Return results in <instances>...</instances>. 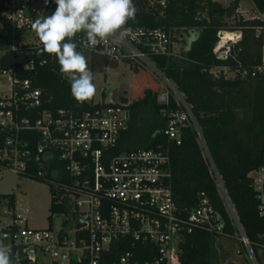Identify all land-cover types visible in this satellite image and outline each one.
Listing matches in <instances>:
<instances>
[{
    "label": "built area",
    "instance_id": "2783aa9c",
    "mask_svg": "<svg viewBox=\"0 0 264 264\" xmlns=\"http://www.w3.org/2000/svg\"><path fill=\"white\" fill-rule=\"evenodd\" d=\"M0 50L12 57L0 65V175L4 170L46 183L49 198L46 222L31 225L24 208L0 193V240L11 249L17 264H172L178 241L194 228L222 234V225L203 190L189 205L175 201L169 185L168 143L117 149L127 124V101L90 100L89 106H41L39 86L17 68L31 69L30 46L38 41L16 40L21 29L31 28L45 15V0H0ZM264 22V11L255 10ZM127 27L123 40L110 37L88 48L110 59L130 58L148 64L164 81L155 98L166 116L161 128L167 141L180 142L188 121L197 129L189 105L149 53L184 56V34L160 26ZM239 28H219L211 46L213 55L233 54ZM79 42V37L76 38ZM83 48V47H82ZM20 52L18 57L14 54ZM45 57L38 59V63ZM216 67V69H215ZM256 65L250 71H263ZM227 64L210 70L224 75ZM244 72V69L242 70ZM175 106H168L169 94ZM229 216L240 240L252 254L247 237L229 201L219 174L204 146ZM264 223V154L249 169ZM6 237V239H5ZM253 256V254H252ZM254 257V256H253Z\"/></svg>",
    "mask_w": 264,
    "mask_h": 264
},
{
    "label": "trees",
    "instance_id": "16d2710c",
    "mask_svg": "<svg viewBox=\"0 0 264 264\" xmlns=\"http://www.w3.org/2000/svg\"><path fill=\"white\" fill-rule=\"evenodd\" d=\"M237 1L133 0L138 12L127 25L160 26L176 31L188 29L192 37L195 36L194 41L187 37L183 57L163 53H149V57L181 92L197 129L188 121L182 126L180 142L167 141L161 132L166 116L160 112L162 103L155 98L157 89L141 82L136 84L130 79V90H140L141 93L130 96L129 100L125 95L114 99L127 101L128 112L127 124L120 133L116 148L168 143V182L175 201L189 205L196 199L197 191L203 190L221 222L222 233L232 235L235 226L204 153L203 143L254 259L260 264L257 248L264 249V223L258 214V200L247 171L257 166L264 154V70L250 73L254 66L262 64L264 22L258 16L241 15L236 9ZM251 1L257 10L264 11V0ZM55 8L54 0H48L44 4L45 15H50ZM219 28L240 29L233 54L226 58H217L211 51ZM37 41L30 46L35 60L33 68H17V74L32 76L33 84L41 90V106L54 108L76 103L89 106L90 100L78 103L72 97L70 83L62 78L56 58L40 54L37 51L41 47L38 38ZM78 50L82 51V47ZM100 55L106 60L105 55ZM42 57L45 61L38 63ZM124 59L134 72L137 71V61ZM215 64H227L234 70L233 75H224L221 70L214 74L210 67ZM175 105L170 93L168 106ZM3 194L10 200L13 198L12 192ZM212 236L213 233L200 228L185 232L178 241L172 264H211Z\"/></svg>",
    "mask_w": 264,
    "mask_h": 264
},
{
    "label": "clouds",
    "instance_id": "9594fccd",
    "mask_svg": "<svg viewBox=\"0 0 264 264\" xmlns=\"http://www.w3.org/2000/svg\"><path fill=\"white\" fill-rule=\"evenodd\" d=\"M54 3V12L39 14L31 23L41 45L37 51L56 58L62 78L70 83L72 97L84 103L95 96L96 85L88 60L78 48H95L110 37L123 40L130 35L127 24L135 19L138 8L133 0H54ZM0 264H17L2 240Z\"/></svg>",
    "mask_w": 264,
    "mask_h": 264
},
{
    "label": "rangeland",
    "instance_id": "374dc122",
    "mask_svg": "<svg viewBox=\"0 0 264 264\" xmlns=\"http://www.w3.org/2000/svg\"><path fill=\"white\" fill-rule=\"evenodd\" d=\"M251 2V0H241L239 10L241 12L245 11L248 16L253 14L255 7L251 5ZM30 5L38 6L40 0H30ZM180 31L189 40L191 39L192 32L190 30L181 29ZM20 38L27 41H37L36 34L31 28L19 30L16 40ZM91 51V49L84 47L81 51L88 60L89 68L94 76L93 82L96 85V94L91 100H106L110 97L118 99L120 95H125L126 99L129 100L130 96L139 95L140 90H137V92L130 90V79H133L136 84L141 82L142 84L155 86L157 91L167 87L163 79L146 63L137 61L138 69L134 72L128 60L110 58L103 60L99 53H92ZM19 54L20 52H16L14 56L18 57ZM11 57L10 51L0 50V65L8 66ZM262 64L264 65V63ZM233 73L234 70L230 68L225 71V74L229 76ZM5 192H12L16 206L25 209L28 224H45L49 198L46 183L35 178L15 174L10 170H4L0 175V193ZM257 254L259 255L260 264H264V249L258 247ZM211 264H257V262L240 240L237 230H235L232 235L213 234Z\"/></svg>",
    "mask_w": 264,
    "mask_h": 264
},
{
    "label": "crops",
    "instance_id": "0c3cea01",
    "mask_svg": "<svg viewBox=\"0 0 264 264\" xmlns=\"http://www.w3.org/2000/svg\"><path fill=\"white\" fill-rule=\"evenodd\" d=\"M218 1H220L221 3H226L228 0H218ZM240 2H241V0H238L237 1V7H236V9H237V11L241 14V15H243V16H248V15H246L245 14V11L243 12H241L240 10H239V8L241 7V4H240ZM29 3H30V0H29ZM251 5H253L252 4V2H251ZM255 10H256V8H255ZM255 13V12H254ZM185 35V34H184ZM185 38H184V41L186 42L187 41V37L186 36H184ZM264 44L261 46V60H262V63H264ZM14 195V194H13Z\"/></svg>",
    "mask_w": 264,
    "mask_h": 264
}]
</instances>
